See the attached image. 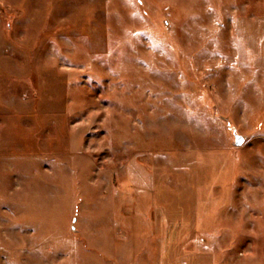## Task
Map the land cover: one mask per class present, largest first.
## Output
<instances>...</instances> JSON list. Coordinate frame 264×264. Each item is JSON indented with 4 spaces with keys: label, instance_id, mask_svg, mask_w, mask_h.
<instances>
[{
    "label": "rangeland",
    "instance_id": "1",
    "mask_svg": "<svg viewBox=\"0 0 264 264\" xmlns=\"http://www.w3.org/2000/svg\"><path fill=\"white\" fill-rule=\"evenodd\" d=\"M0 264H264V0H0Z\"/></svg>",
    "mask_w": 264,
    "mask_h": 264
},
{
    "label": "crops",
    "instance_id": "2",
    "mask_svg": "<svg viewBox=\"0 0 264 264\" xmlns=\"http://www.w3.org/2000/svg\"><path fill=\"white\" fill-rule=\"evenodd\" d=\"M6 200H7L6 202L8 203V200H9V199L7 198ZM11 209H12V210H11ZM11 209H10V210H11L12 216H14V210H13V208H11ZM10 210L7 209V211H10ZM12 218H13V217H12Z\"/></svg>",
    "mask_w": 264,
    "mask_h": 264
}]
</instances>
